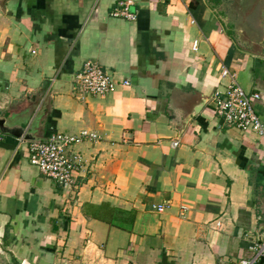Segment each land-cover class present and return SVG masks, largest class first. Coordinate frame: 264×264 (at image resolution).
I'll return each instance as SVG.
<instances>
[{
    "label": "crops",
    "instance_id": "1",
    "mask_svg": "<svg viewBox=\"0 0 264 264\" xmlns=\"http://www.w3.org/2000/svg\"><path fill=\"white\" fill-rule=\"evenodd\" d=\"M121 1L136 22L111 16ZM88 61L131 85L80 97ZM223 69L264 123V0H0V264L251 259L264 137L216 116ZM84 130L76 188L31 165L32 141Z\"/></svg>",
    "mask_w": 264,
    "mask_h": 264
},
{
    "label": "built area",
    "instance_id": "2",
    "mask_svg": "<svg viewBox=\"0 0 264 264\" xmlns=\"http://www.w3.org/2000/svg\"><path fill=\"white\" fill-rule=\"evenodd\" d=\"M132 6V1H121L112 10L111 16L136 22L138 17L132 11ZM198 44L199 41L193 43V52H198ZM222 78L227 84L223 90H218L214 95L216 116L243 133H255L264 137V123L255 110V103L260 100V95L246 92L238 84L236 75L227 69H223ZM120 85L128 87L131 84L129 81L117 82L94 61L86 62L74 80V89L80 97H105ZM98 139L96 133L84 130L76 135L55 134L44 141H32L29 145L30 163L44 177L52 179L64 189L76 188L77 177L83 170L85 162L83 157L72 148L80 143ZM2 141L3 135L0 131V146ZM178 145V142L173 144L174 147ZM154 209L159 213L165 211L164 206H155ZM182 210L188 211V208ZM249 250L254 256L251 259H241L237 264H257L264 260V241L254 244Z\"/></svg>",
    "mask_w": 264,
    "mask_h": 264
},
{
    "label": "water",
    "instance_id": "3",
    "mask_svg": "<svg viewBox=\"0 0 264 264\" xmlns=\"http://www.w3.org/2000/svg\"><path fill=\"white\" fill-rule=\"evenodd\" d=\"M4 129V121H0V131ZM262 242V240H259V243Z\"/></svg>",
    "mask_w": 264,
    "mask_h": 264
}]
</instances>
